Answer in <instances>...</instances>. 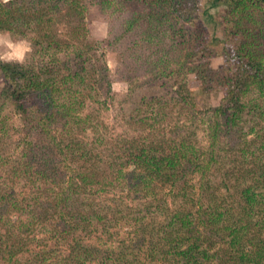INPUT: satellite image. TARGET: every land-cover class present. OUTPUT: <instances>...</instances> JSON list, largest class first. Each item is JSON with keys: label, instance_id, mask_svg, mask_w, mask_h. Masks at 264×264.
I'll return each instance as SVG.
<instances>
[{"label": "trees", "instance_id": "trees-1", "mask_svg": "<svg viewBox=\"0 0 264 264\" xmlns=\"http://www.w3.org/2000/svg\"><path fill=\"white\" fill-rule=\"evenodd\" d=\"M91 1L109 8L114 4V0ZM63 3L68 17L83 15L74 26L76 35L83 36L75 41L77 48L70 40L45 38L48 7L30 6L28 0L0 3V30L41 28L34 43L45 62L35 70L0 60L4 79L0 89V260L2 253L14 248L16 254L4 259L8 264H264V0L212 2L211 8L226 6L233 11L223 17L229 27L227 39L206 32L198 19L197 1L118 0L124 7L121 18L128 11L132 16L121 36L110 27L109 41L90 39L84 25L85 7L78 0ZM121 18L114 16L111 21L117 24ZM145 25L147 34H143ZM136 30L140 34L134 41L136 48L143 40V45L156 44L159 52L168 38L172 47L179 42L184 48L191 41L193 52L176 69L162 71L155 65L153 75L169 79L164 84L175 80L171 96L157 102L156 114L157 105L143 98L133 110L137 116L130 117L136 130L107 139L103 131L109 130L108 125L98 126L104 124L103 118L98 124L92 120L99 109L85 117L75 115L92 102L108 105L99 92L109 96L110 69L105 54L98 57L96 53ZM68 50L70 58L61 60ZM163 57L160 65L170 63ZM214 58L223 62L219 71L209 63ZM182 64L201 82L198 98L223 93L218 107L207 108L213 112V121H203L206 137L202 140L185 137L186 131L178 128L185 120L196 122L202 112L196 111V93L184 84ZM147 65L151 66L149 61ZM7 106H14V114L21 115L16 148L22 159L17 162L3 155L13 149L8 141L14 134L11 119L3 116ZM143 106L151 113L141 110ZM171 108L176 117L167 113ZM166 128L176 130V139L164 133ZM61 163L75 171L81 183L68 178V170L66 176L60 173ZM197 175L199 185L193 180ZM27 185L32 188L29 192ZM88 186L117 193L118 203L124 195L146 196L145 201L126 208L135 240L125 248L106 251L82 242L67 257L59 246L73 231L90 230L92 220L111 227L127 219L124 210L112 208L102 214L91 209L90 215L84 196ZM171 194L173 211L166 203ZM33 245L40 249L32 251ZM223 248L231 255L228 261H223Z\"/></svg>", "mask_w": 264, "mask_h": 264}, {"label": "rangeland", "instance_id": "rangeland-1", "mask_svg": "<svg viewBox=\"0 0 264 264\" xmlns=\"http://www.w3.org/2000/svg\"><path fill=\"white\" fill-rule=\"evenodd\" d=\"M9 1L11 0H0V3H8ZM62 1L64 2L66 0H28V4L30 6H35L36 4H39L36 8H38L39 6L43 8H49V10H47L46 15L47 18L50 19V22L48 26H44V33H47V36L45 38L49 39V37H51L53 39H60L62 41L70 40L72 44H75V48H77V44L75 41H78V39L82 40L83 36L81 35V37H79L78 35H76V33L74 32V26L80 23V20H82L83 15H75L71 18L68 17V15L65 13V10H67L68 8L66 7V5H64ZM78 1L81 5H83L82 7H85L83 8L85 20L84 25L85 27H87L88 34L91 40H112L110 38L111 35L109 34L111 26L113 27L114 32H116V36H121L123 34L122 32L124 31L123 27L127 25L128 19L132 16V13L128 11L127 13H125L126 15L121 18L120 14L122 12L120 10L124 7L118 4V0H114V4L112 3L111 8H109L106 3L103 4L99 3L98 1ZM194 1L198 2V5H196L195 8L198 6V19L203 23L206 32L211 36H216L221 39H227L228 37L226 35L228 34L229 27L223 24V17L224 13L230 12L231 10L228 9L226 6H222L221 8H211L212 2L214 0ZM107 10L114 11L112 13H107ZM231 13H233V11H231ZM114 16L115 19H122L120 20V23L114 24V22L111 21ZM68 25L71 26V29ZM184 25L186 26H184L185 28L189 27L187 26L188 23H185ZM145 27L146 28L143 29V34H147L148 32V26L145 25ZM40 29L41 28H38L37 30L27 29L25 31L19 28V31L6 29L0 30V60L3 62H16L24 65H29L32 66L35 70L36 67L37 69H39L45 63L43 57H41V54L39 53L41 49L40 46H37L34 43L35 38H37V33L41 31ZM69 29L71 31V36H68ZM139 36L140 34L136 30L127 38L119 40L117 44L109 46L110 48L104 45L102 51L99 50L96 53V56L98 57L101 55V52L105 54L104 61L106 59L107 65L110 69V79L112 81V84L111 91L108 94L109 96H105L104 93L106 91H103L104 93L102 91L99 92L103 96L102 100L107 99L108 105H99L96 102H92L93 105L91 107H88L84 111L76 113L75 115L78 117H85V115L93 111V109H99V111L95 112L92 116V120L93 123L98 124L99 120L103 118V120L105 121L104 124L99 123L98 126L100 128H105V124L108 125L107 127L109 128V130L103 131L105 133L104 135H107V139H109V137L113 139L121 138L122 136H124V133L129 132V130H136L137 125H133L134 122L130 119V117L137 116V114L133 113V110L138 107V105H141V100L143 98H146L144 102L153 103V105H157L155 106L156 109L153 110L155 114L158 112L157 109H159V104L157 102L159 100H164L171 96L172 86L173 83H175V80L172 79V81L164 84V82L162 81H168L169 79L164 77L165 75H153L152 71L157 68L162 69V71L176 69L179 63H184L185 59H187V56H191V53L193 52V45L191 41H188L189 44L184 48H180L178 46L179 42H174L175 46L172 47L173 42L168 38H166V42H164V44L160 46L161 51L159 52L156 51V44L154 46H151V44L149 46L146 43L145 45H143V40L139 42L140 46L136 48L134 41L137 38H140ZM142 38H144L146 41H149L147 37L142 36ZM68 51H65L66 53H62L60 55L61 60H64L65 58H70L71 50ZM162 56H164L163 58L168 60L170 63L167 62V64L165 63L164 66L160 65L159 59ZM21 58L23 62H19ZM148 61L151 66L147 65ZM125 62H127V66H125ZM74 63L76 62L74 61L73 65ZM209 63L213 70L215 69L216 71H219L222 69L223 62L221 59H210ZM155 65L157 66V68H155ZM182 68L184 84L188 86L189 91L196 93V95L194 96L196 98V111L202 110V112L199 114L196 122L192 123L191 120L186 121L184 119V122L186 124H183V122L178 128H183L181 129V131H186L187 134H182L183 136L191 139L194 138L195 140L196 138L202 140L204 139V135L206 137L204 127L202 125V123H204L203 121L206 120L208 121V123L213 121V112L209 109L207 110V108L218 107L221 104L223 93L221 91H215L198 98L199 90L202 89L201 82L196 79L195 75L191 73V71L185 65L183 66L182 64ZM3 87L4 79L2 73L0 72V89H2ZM104 88H106V86H104ZM174 89H176V86L174 87ZM155 95L158 97H156ZM152 99H154L155 101H151ZM42 102L43 97L40 98V103ZM14 109V106H7L6 110L3 112L4 118L10 117L11 121H9V125H11L12 127L11 133H14L12 134V140H8L11 142L10 144L13 145V149H10V152L7 149L8 152H6L5 154L3 153V155L4 157L9 156L11 157V161L17 162V160L22 159L20 156L21 150L16 148V143L20 141V135L18 130L21 131L22 127L18 129V125H20V121L18 120L21 118V115H15ZM142 109L148 112L147 115L151 113L149 107L143 106L141 110ZM167 111V113L170 115V118L176 117V111H173L172 108L171 110ZM185 115H189V113L186 112ZM100 122L102 121L100 120ZM171 128H166L164 133L169 134L171 138L176 139L177 132L174 133L176 130H172ZM193 133H195V136L192 135ZM59 170L60 173L65 174V172L68 170V165H66V163H61ZM1 174L2 172L0 170V175ZM76 175L77 174L75 171L74 173L69 170L67 172L68 178H73L75 179V181L81 183L80 178H77ZM200 179L201 177L197 175L196 178H194L193 180L198 184L200 182ZM198 185L197 190L199 188ZM26 189V191L29 192V190L32 189L31 185H27ZM101 189L104 192L100 191L99 189H96V187L88 186L87 190L84 191V194L86 193L87 195H84L87 199L86 204L88 205L86 209H90V215L92 214L91 209L102 214L104 209L112 208L116 211L124 210L126 212L124 214H126L127 219L125 218L118 224H113V226L111 227L108 226L105 221L97 224L96 220H92L94 226L91 227L90 230H84V232L73 231L72 234L66 237L67 242L59 246L61 249H63L62 255L68 257L71 253V248H77L79 246V243L82 242L87 247L91 246L97 249L99 248L102 251L125 248L128 244L134 242L135 239H132L134 237L132 235L133 230L131 229L130 224H128L129 219L127 214L128 211L126 208H129L130 205L134 206L136 203L145 201L144 198L146 196H144V194H139L137 197L135 196L136 199L134 197H131L130 199L127 198L126 195H124L122 203H118L119 200L117 199V193L112 192L108 194L109 192H106L103 188ZM178 189L179 188L177 186V188H175L174 190L176 194L179 192ZM112 190L113 188H107V191ZM167 191L168 189H166L164 193L166 194ZM169 196L170 197L167 198L166 203H168V209L170 211H173L175 209V206L173 205L174 199L172 194ZM204 201L205 200L201 201V203H198L197 209L201 207L200 204L204 203ZM42 203L45 204L44 202ZM66 218L67 217H65L64 219ZM41 236L42 234L39 235V238H41ZM206 236L207 235L205 234L204 237ZM39 238L36 237L35 239ZM39 249V246H32V251H38ZM222 251V255L224 258L223 261H228V259L231 258V255L228 253L227 249L223 248ZM11 254H16L14 248L2 253L1 259L3 260H0V264H8V262H6L5 260L10 259ZM143 257L144 255L141 254V258ZM12 260L15 261L16 257H13ZM232 262L233 260L230 261V263ZM147 264H151L150 261L149 263L147 262Z\"/></svg>", "mask_w": 264, "mask_h": 264}, {"label": "clouds", "instance_id": "clouds-1", "mask_svg": "<svg viewBox=\"0 0 264 264\" xmlns=\"http://www.w3.org/2000/svg\"><path fill=\"white\" fill-rule=\"evenodd\" d=\"M19 62H23L22 58L20 59V61H19Z\"/></svg>", "mask_w": 264, "mask_h": 264}]
</instances>
